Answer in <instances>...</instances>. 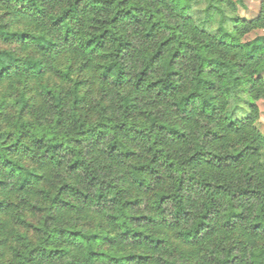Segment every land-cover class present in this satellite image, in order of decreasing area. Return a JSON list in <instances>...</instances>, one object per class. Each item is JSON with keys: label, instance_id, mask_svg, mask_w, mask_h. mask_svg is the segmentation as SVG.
<instances>
[{"label": "clouds", "instance_id": "clouds-1", "mask_svg": "<svg viewBox=\"0 0 264 264\" xmlns=\"http://www.w3.org/2000/svg\"><path fill=\"white\" fill-rule=\"evenodd\" d=\"M0 264H264V0H0Z\"/></svg>", "mask_w": 264, "mask_h": 264}, {"label": "trees", "instance_id": "trees-1", "mask_svg": "<svg viewBox=\"0 0 264 264\" xmlns=\"http://www.w3.org/2000/svg\"><path fill=\"white\" fill-rule=\"evenodd\" d=\"M165 43H167V42L165 41Z\"/></svg>", "mask_w": 264, "mask_h": 264}]
</instances>
